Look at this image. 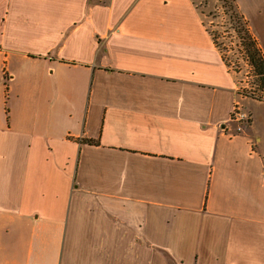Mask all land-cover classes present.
Wrapping results in <instances>:
<instances>
[{
  "label": "crops",
  "instance_id": "crops-1",
  "mask_svg": "<svg viewBox=\"0 0 264 264\" xmlns=\"http://www.w3.org/2000/svg\"><path fill=\"white\" fill-rule=\"evenodd\" d=\"M207 24L194 0H0V264H264V101Z\"/></svg>",
  "mask_w": 264,
  "mask_h": 264
},
{
  "label": "trees",
  "instance_id": "trees-1",
  "mask_svg": "<svg viewBox=\"0 0 264 264\" xmlns=\"http://www.w3.org/2000/svg\"><path fill=\"white\" fill-rule=\"evenodd\" d=\"M218 9L206 15L195 3L200 15L213 22L207 24L214 46L223 62L236 77L245 71L246 81L237 83L238 95L256 101H264V52L253 35L249 22L242 14L236 0H217Z\"/></svg>",
  "mask_w": 264,
  "mask_h": 264
},
{
  "label": "rangeland",
  "instance_id": "rangeland-1",
  "mask_svg": "<svg viewBox=\"0 0 264 264\" xmlns=\"http://www.w3.org/2000/svg\"><path fill=\"white\" fill-rule=\"evenodd\" d=\"M194 2L201 8V10L206 14H211L215 12L218 7L219 3L217 0H194ZM240 11L242 14L247 17H249L256 34L259 35H264V0H236ZM257 3L258 7L252 8L251 6ZM246 14V15H245ZM209 26L216 21H213L211 18L206 19ZM248 20V19H247ZM245 71H243L239 76H238V81H246V75ZM243 88L244 85L239 84V88ZM257 110V109H256ZM259 116L261 117L262 120L257 121L253 125V133L259 134L261 139H262V145L261 149L264 150V120L263 116L259 113Z\"/></svg>",
  "mask_w": 264,
  "mask_h": 264
},
{
  "label": "built area",
  "instance_id": "built-area-1",
  "mask_svg": "<svg viewBox=\"0 0 264 264\" xmlns=\"http://www.w3.org/2000/svg\"><path fill=\"white\" fill-rule=\"evenodd\" d=\"M233 119L237 123V131L242 132L244 127L250 122V115L244 110L235 108L233 112Z\"/></svg>",
  "mask_w": 264,
  "mask_h": 264
}]
</instances>
